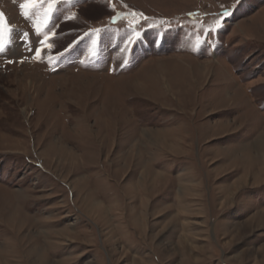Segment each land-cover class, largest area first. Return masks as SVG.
Instances as JSON below:
<instances>
[{
	"label": "rangeland",
	"instance_id": "374dc122",
	"mask_svg": "<svg viewBox=\"0 0 264 264\" xmlns=\"http://www.w3.org/2000/svg\"><path fill=\"white\" fill-rule=\"evenodd\" d=\"M27 3L0 0V264H264V0Z\"/></svg>",
	"mask_w": 264,
	"mask_h": 264
},
{
	"label": "snow or ice",
	"instance_id": "6c2138e0",
	"mask_svg": "<svg viewBox=\"0 0 264 264\" xmlns=\"http://www.w3.org/2000/svg\"><path fill=\"white\" fill-rule=\"evenodd\" d=\"M53 3H54V0H49V4H48L49 11L52 10ZM31 6H34V0H32V3H27V4L22 5V7H24V8H29ZM27 14L28 13L25 12V15H27ZM0 15H2V14H0ZM133 15H135V13H133ZM45 22H47V21H45ZM37 31L39 32V28H37ZM53 36H55V33H50L49 35H45L44 40L41 41L42 46H46L48 48H51L52 45L50 43H47V41L50 40ZM2 51H4V45H3V43H0V52H2ZM39 55H40V50H37V57H39Z\"/></svg>",
	"mask_w": 264,
	"mask_h": 264
},
{
	"label": "bare ground",
	"instance_id": "6f19581e",
	"mask_svg": "<svg viewBox=\"0 0 264 264\" xmlns=\"http://www.w3.org/2000/svg\"><path fill=\"white\" fill-rule=\"evenodd\" d=\"M138 84H140V83H138ZM254 145V144H253ZM254 147H260V148H262V147H264V137L263 138H261L260 139V141H258L257 143H255V146ZM252 167H253V165H252ZM251 168V167H250ZM256 169V168H255Z\"/></svg>",
	"mask_w": 264,
	"mask_h": 264
}]
</instances>
